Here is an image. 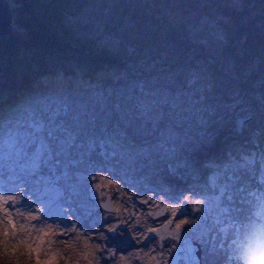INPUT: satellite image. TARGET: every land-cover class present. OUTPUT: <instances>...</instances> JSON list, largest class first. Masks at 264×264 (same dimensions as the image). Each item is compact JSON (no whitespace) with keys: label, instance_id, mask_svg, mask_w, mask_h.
<instances>
[{"label":"bare ground","instance_id":"obj_1","mask_svg":"<svg viewBox=\"0 0 264 264\" xmlns=\"http://www.w3.org/2000/svg\"><path fill=\"white\" fill-rule=\"evenodd\" d=\"M53 65L52 73L58 75V79L48 78V86L32 88L22 85L20 88L13 78L3 77L8 81L0 87V181L4 180L0 182V238L6 240L4 245L0 240V262L67 264V259L61 254L69 253V258L81 264H89L86 262L88 259L90 264H111L115 260L128 264H148L154 258L166 264L172 253L170 241L157 244L146 235V229L149 227L150 230L154 224L142 216V211L151 205H160L164 209L163 217L172 227L181 225L179 228L183 231V237L199 242L204 248H215L213 244L217 239L211 243L210 234L214 232L218 235L220 225L230 221L223 218V207L222 213L216 211L224 202V191L220 196L218 193L220 189L227 188L225 182L228 176L221 177L216 173L212 180L199 181L194 174L186 171L184 160L173 158L178 142L185 139L184 131L190 136L199 135L197 127H178L167 118L161 124L165 135L163 140L150 133L144 142L121 140L117 144L115 139H118L119 132L116 136L108 133L107 138L106 131L111 125L108 123L106 131H98L97 139L90 135L83 138L81 135L80 144L73 141L64 150L71 138L62 129H68L71 125L59 120L64 114L69 111L71 114H84L91 100L99 96L110 99L115 96L118 100L123 89L134 86L135 92L124 100H118L116 106L130 107L131 112L142 120L140 110L148 111L158 102L165 107L174 102L165 89L171 87L170 72L154 67L148 70L147 78L136 75L139 79L135 80L128 73H120L114 78H88L84 84L80 80L89 72L84 62L77 61L76 67L62 61ZM107 83L110 84L109 92L103 87ZM116 106H110V109L114 110ZM103 108H92L89 117L101 123L99 115L101 117ZM40 116L44 122L38 127L36 122ZM97 129L96 126L94 130ZM96 143L97 149L93 153L91 150ZM152 144L163 148L161 153L168 158H159L167 161L177 175L178 179H174L170 187L154 180L151 183L155 188L136 182L127 175V169L111 167L105 162L106 153L109 152L113 159L117 157V161L119 158L130 163ZM71 146L81 150L87 158L81 157L83 162L77 161ZM241 155L237 148L229 149L228 153L212 154L208 168L220 167L228 171L236 160L248 161V155L245 158ZM216 165L218 167H214ZM183 174L188 177L181 178ZM91 181L103 193L114 197L112 210L106 214L84 206L91 203L83 192L85 185ZM182 202L186 203V209L179 211ZM73 207L75 210L71 211ZM257 219L256 223L260 226L253 232V249L258 256L251 259L249 264H261L264 258V209H259ZM9 221L15 224L14 229ZM106 225L111 226V233L101 237ZM95 241L101 244L100 249H96ZM245 244L246 241L237 246L230 244L231 256L223 264H235L245 257ZM186 256L184 263L188 261Z\"/></svg>","mask_w":264,"mask_h":264},{"label":"rangeland","instance_id":"obj_2","mask_svg":"<svg viewBox=\"0 0 264 264\" xmlns=\"http://www.w3.org/2000/svg\"><path fill=\"white\" fill-rule=\"evenodd\" d=\"M120 1L87 0V4L78 14L74 16L66 13L62 14L60 25L57 26L61 32L63 30L66 33L64 36L67 37L66 41L71 46L78 43L85 44L94 48L95 51L100 48L109 47L121 49L123 47L122 35L133 31L132 29L137 27V24L131 21V17L141 14L143 10L152 11L153 8L148 6V2L150 1L151 5L153 0H130L134 5H131L130 13L123 21L118 18V13L121 11ZM136 3H139V5L136 6ZM173 3L176 4L177 0ZM171 16L169 20L173 18L172 14ZM179 20L184 22L186 37L192 44L188 52L167 43L164 45L162 52L153 55L154 58L151 54L135 61L126 60L123 63L102 64L96 70H92L93 66L90 62L84 61L80 57L69 59L71 55L73 56V52L70 49L61 48L59 53L47 55V63L50 69L44 74L30 79L29 82L24 81L22 83H19L20 79L16 77L10 78H13L20 88L22 85L32 88L39 85L48 86L50 85V83L46 82L48 78L58 79V75L55 76L52 73L53 64L61 61L71 67H76L77 61L84 62L89 69V72L87 71L88 76H84V79L80 80L84 84H86L85 82L88 81V78L93 79L95 76L101 78L110 76L114 78L120 73H128L129 77L138 80L139 78L136 75L147 78L148 70L151 68L167 69L170 72L169 83L171 87L165 89L167 90V95L174 98V102L170 103L168 107L158 102L150 106L148 111L147 109H142L139 111L142 118L140 120L131 112L130 107L116 106L118 100H124L135 92L134 86H128L123 89L119 94L118 100L115 99V96L113 99L99 96L88 102V111L84 114H71L69 111L59 119L71 125L68 129L62 128L71 135L64 150L68 149L73 141L76 144H80L81 135L83 138L90 135L97 139L98 131H106L108 123L111 125L108 131H106L107 138H109V135L116 136V133L119 132L118 139H115V143L117 144L121 140L129 143L132 141L144 142L150 136V133H153L156 137L158 135L159 139L163 140L165 135L164 131L161 130V124L167 118L173 120L178 127L180 125H187L192 128L197 127L199 135L190 136L187 131H184L183 137L185 139L180 138L181 140L175 148L173 158H181V161L184 160L187 166L186 171L194 174L195 179L199 181H203L204 179L212 180V176L216 173L220 174L221 177L224 175L228 176V180L225 182L227 188L225 190L220 189L218 193V196H220L224 191V202H222L220 207H217L216 211L222 213L223 207L225 210L223 218L230 219V221L220 225L218 235L214 232L210 234L209 241L211 243L217 239L213 244L215 248H204L199 242L183 237L181 228L172 227L167 219H164V209L160 205H151L149 209L142 211V216L152 220V224H154L150 226V230L149 227L146 229V235L148 234L152 237L157 244L170 241L172 253L170 254V260L168 258L166 264H223L231 256L229 245L234 244L237 246L243 241H246L244 246L246 256L235 264H249L251 259L258 256V252L253 249V243L255 245L253 232L254 229L260 226L256 223L259 209H264V138L261 142H258L257 132L240 133L244 125L250 124L249 116L257 114V111L262 110L261 108L264 109V90L261 93L257 90L252 92L250 88L243 89L237 84V73L234 62L221 54V44L224 35L215 19L208 17L204 13L196 16L187 13L183 14ZM142 24L145 28H151L148 27V22ZM128 49L131 50V46ZM192 51L200 54L195 56ZM49 61L51 62L49 63ZM70 72L72 71L70 70ZM2 74L4 75L0 76V87L4 82L8 81L7 78L3 79V77L12 76V74L7 72ZM260 81L261 84H264V77H262V80H258L259 83ZM103 87L106 88L107 92L110 91L109 83ZM251 94L258 100L259 106L257 108H253L251 105ZM99 106L100 108L104 106L101 117L99 115L101 123L89 117V111ZM110 106H116V108L111 110ZM262 114H264V111H262ZM43 122L40 116L36 122V126H41ZM262 124L264 128V119ZM96 126L99 130H94ZM227 128L230 129V133H233L231 136L236 135V140L225 142L230 137L227 135L221 146L218 148L212 147L217 143L216 140L219 139L220 132ZM50 142H53V140ZM97 145L98 143L92 148L91 151L93 153H95ZM233 148L239 149L240 154H242L241 156H244L243 158L248 155V161L244 162L238 159L228 171L221 169L218 165L214 166L218 167L217 169L213 167L208 168V162L212 154L215 155L218 152L220 154L228 153L229 149ZM75 149L73 147L72 151L76 153L77 161L81 162V157L87 158L82 154L81 150ZM215 149H218L217 153ZM162 151V147H156L152 144L136 158L131 159L130 163L125 162L123 159L121 161L119 158L117 161V157L114 160L111 154L107 152L105 162L111 167L121 166L127 169V175L136 182H142L155 188L151 183L154 180L155 183L158 182L160 185L170 187L174 183L173 180L178 178L176 173L171 170L167 161L159 158L160 156L168 158V156L162 155ZM73 161L75 162V160ZM116 161L117 163H114ZM35 168H38V166H35ZM54 170L52 168L53 172ZM55 175L57 174L55 173ZM45 176L47 178V175ZM182 177L188 176L183 174L181 175ZM150 178L152 179L150 180ZM0 182L3 183L4 180ZM83 192L84 196L91 200V203L84 206L103 214L112 210L114 197L103 193L93 181L85 185ZM216 204L218 202L211 205V208L214 205L216 206ZM185 209L186 203L182 202L179 211H184ZM74 210L75 208L73 207L71 211ZM252 224L255 226L253 227ZM96 227L97 225H95ZM105 228L106 231L101 232V237H105L111 233V226L106 225ZM0 240L4 245L6 240H2L1 238ZM223 241L224 243L222 244ZM188 242L191 243L193 249L191 253L193 258H195L196 252H198L199 263H196V259H189L186 251ZM94 243L96 249L101 248V244L98 241ZM185 256L188 259V263H184ZM61 257L67 259V264H81L80 261L69 258V253L61 254ZM86 262L90 264L89 259ZM0 264L5 263L0 262ZM111 264L128 263L115 260ZM148 264L161 263L157 258H154Z\"/></svg>","mask_w":264,"mask_h":264},{"label":"trees","instance_id":"obj_3","mask_svg":"<svg viewBox=\"0 0 264 264\" xmlns=\"http://www.w3.org/2000/svg\"><path fill=\"white\" fill-rule=\"evenodd\" d=\"M5 1L11 12V30L6 36L0 37V76L7 72L12 74L9 77L20 79L19 83L29 82L49 71L47 55H55L61 48L73 52L69 59L80 57L94 68L102 64L135 61L151 54L153 57L162 52L167 43L188 52L192 44L186 37L185 24L179 18L187 13L195 16L204 13L215 19L223 32L221 54L234 62L236 82L240 88H250L252 92L257 90L259 93L264 90V84L258 82L264 77V0H177L176 4L173 3L175 0H153L151 5L149 1L148 6L153 10H143L141 14L131 17L137 27L122 35L121 49L109 47L97 51L80 43L71 46L64 36L66 33L57 26L60 25L62 14H78L87 0ZM131 5L134 4L130 0L120 1L118 18L121 21L130 13ZM171 14L173 18L169 20ZM146 22L151 28L144 27L142 23ZM193 53L195 56L200 54ZM252 94L251 105L257 108L258 100ZM261 109L249 116L250 124L244 125L240 133L257 132L258 142L264 138V109ZM231 134L228 128L222 130L212 147L221 146L227 135L230 137L225 142L235 141L236 135Z\"/></svg>","mask_w":264,"mask_h":264},{"label":"water","instance_id":"obj_4","mask_svg":"<svg viewBox=\"0 0 264 264\" xmlns=\"http://www.w3.org/2000/svg\"><path fill=\"white\" fill-rule=\"evenodd\" d=\"M10 30H11L10 8L5 0H0V37L6 36L10 32ZM194 259L197 260L196 263L199 261L198 252H196V256Z\"/></svg>","mask_w":264,"mask_h":264},{"label":"snow or ice","instance_id":"obj_5","mask_svg":"<svg viewBox=\"0 0 264 264\" xmlns=\"http://www.w3.org/2000/svg\"><path fill=\"white\" fill-rule=\"evenodd\" d=\"M183 223H188L187 221H184ZM9 224H11V227L14 229L16 226L15 224H13L11 221H9ZM181 227V225H177V228ZM154 231V230H153ZM7 234V233H5ZM186 251L189 255V259L192 260L194 259L192 256H191V253L193 251L192 247H191V243L188 242L187 245H186ZM261 264H264V258H262V261H261Z\"/></svg>","mask_w":264,"mask_h":264}]
</instances>
